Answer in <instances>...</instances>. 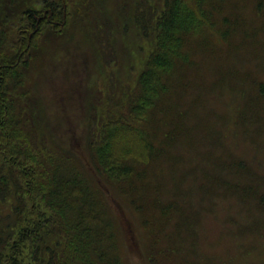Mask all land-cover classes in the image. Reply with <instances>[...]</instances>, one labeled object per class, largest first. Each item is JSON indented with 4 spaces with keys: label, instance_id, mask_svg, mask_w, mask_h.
Masks as SVG:
<instances>
[{
    "label": "rangeland",
    "instance_id": "rangeland-1",
    "mask_svg": "<svg viewBox=\"0 0 264 264\" xmlns=\"http://www.w3.org/2000/svg\"><path fill=\"white\" fill-rule=\"evenodd\" d=\"M163 1L2 2L5 29L12 28L7 53L25 26L23 11L41 10L42 17L46 2L63 8L64 21L41 25L12 95L31 99L34 108L24 109L36 111L35 125L73 148L89 177L91 117L118 109L112 104L135 88L153 45L135 29V15L161 11ZM253 2L230 0L241 32L223 38L216 14L214 28L185 38L186 59L169 75L172 87L139 124L156 146L179 134L169 151L147 164L127 161L134 176L123 183L99 182L113 222L114 246L106 248L121 264H264V17ZM229 10L224 15L235 16Z\"/></svg>",
    "mask_w": 264,
    "mask_h": 264
},
{
    "label": "trees",
    "instance_id": "trees-1",
    "mask_svg": "<svg viewBox=\"0 0 264 264\" xmlns=\"http://www.w3.org/2000/svg\"><path fill=\"white\" fill-rule=\"evenodd\" d=\"M2 2L0 264H121L115 253L113 259L107 251L114 246L110 244L113 234L108 233L113 222L99 182L123 183L134 176L127 161L147 164L152 157L169 151L170 142L173 144L179 134L169 137L168 146L167 142L156 146L139 124L151 119L150 113L158 110L161 97L172 87L169 75L186 59L182 51L189 43L187 35L203 26L214 28L216 14H222L223 38L241 32L243 19L238 7L230 0H164L161 11L152 8L136 13L135 29L151 37L153 45L135 88L124 101L112 102L118 109L91 117L84 160L92 165L95 177H89L73 148L56 144L35 125L39 120L36 111L24 109V104L34 108L31 99H23L25 94L12 95L13 88L22 83V59L36 45L41 25L64 21L63 8L46 2L42 17L41 10L23 11L25 26L18 29L20 38L7 53L3 50L10 43L7 39L12 28L5 29L8 15L3 13L7 7ZM227 6L235 16L224 15ZM253 6L264 17V0H254ZM261 28L264 31V23ZM29 202L32 208L28 209ZM170 208L169 203L164 210Z\"/></svg>",
    "mask_w": 264,
    "mask_h": 264
}]
</instances>
